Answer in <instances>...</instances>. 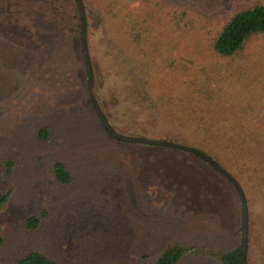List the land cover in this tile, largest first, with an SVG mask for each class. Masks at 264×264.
<instances>
[{
  "label": "rangeland",
  "instance_id": "1",
  "mask_svg": "<svg viewBox=\"0 0 264 264\" xmlns=\"http://www.w3.org/2000/svg\"><path fill=\"white\" fill-rule=\"evenodd\" d=\"M256 1L264 3H83L97 102L118 134L139 137L123 130L133 118L139 133L171 134L197 149L196 125L247 129L238 141H251L255 160L237 162L232 150H221V161L208 156L243 190L249 264H264V186L254 194L246 173L264 162V35L231 59L212 51L230 17ZM5 159L16 162L13 173ZM58 162L72 173L70 186L53 179ZM0 192L8 195L0 264L32 250L57 264H156L176 244L207 253L242 243L241 198L225 176L191 153L106 134L90 101L74 0H0ZM43 211L48 219L28 231ZM179 264L221 263L188 255Z\"/></svg>",
  "mask_w": 264,
  "mask_h": 264
},
{
  "label": "trees",
  "instance_id": "2",
  "mask_svg": "<svg viewBox=\"0 0 264 264\" xmlns=\"http://www.w3.org/2000/svg\"><path fill=\"white\" fill-rule=\"evenodd\" d=\"M127 1L139 2L143 0ZM260 35H264V3L256 1L252 4H244L230 17L228 22L219 31L218 35L212 42V51L217 57L221 59H231L239 56V54L244 51L248 43ZM172 112L173 110H171V113ZM129 121L131 123L125 124L123 127L124 132L127 134L136 135L141 138L147 137L151 139H166L174 141L171 134L167 137L164 136V138H161V136L154 134L139 133L136 131V126H134L137 124V121L133 118L129 119ZM102 127L106 134L111 139H114L110 132L103 125ZM246 132L247 129H245L244 126H236L235 128L222 133L220 128L216 131L212 125L199 124L195 126V133L197 134L198 140L196 138L193 140V147H196L199 149V151L206 155L219 159V161H221L223 158V151L232 150V154L235 156L237 162H252V160H255L256 155L260 154H258L257 150L254 149L251 141L250 143L245 141L242 145H240L238 141L239 138ZM39 137L43 141L48 140L50 138L49 129L45 128L40 131ZM221 150L223 151L221 152ZM260 163L261 165H256L253 171L252 168L248 171L246 170V173L250 176L248 182L251 183L252 188L255 190L254 194H256L257 191H259L264 186V162L260 160ZM2 166L8 173H13L16 170V162L12 159H5L2 162ZM258 169L262 174L261 176H259V174L257 175ZM51 173L55 182L60 186H70L73 182V175L64 163H55L52 166ZM7 201L8 195L3 196V201L0 204V213ZM48 216V212L43 211L41 216L31 218L26 224V229L28 231H35L39 229L44 220L48 219ZM3 244L4 238L0 228V248L3 246ZM188 255H193L196 257H213L221 264H243L244 252L242 243L234 245L228 250L207 253H203L200 250L195 249L193 246L176 244L162 251L156 259V264H179ZM247 262L249 264L248 256ZM16 264H57V262H55V260H53L44 251L32 250L26 253L20 260H18Z\"/></svg>",
  "mask_w": 264,
  "mask_h": 264
},
{
  "label": "water",
  "instance_id": "3",
  "mask_svg": "<svg viewBox=\"0 0 264 264\" xmlns=\"http://www.w3.org/2000/svg\"><path fill=\"white\" fill-rule=\"evenodd\" d=\"M81 20V38H82V51L84 54L86 67L88 71V83H89V96L90 101L92 103V106L102 123V125L110 132L111 136L122 143L126 144H135V145H144V146H153V147H159V148H170V149H176L180 150L182 152H188L193 155H196L197 157L201 158L205 162H207L212 168L217 170L220 174L225 176L229 181L233 183V185L238 190V193L241 198V205H242V245H243V264H248L247 262V256H248V245H249V210L248 205L246 201V197L244 195L243 190L241 189L240 185L237 183V181L225 170L223 169L215 160H213L208 155L202 153L201 151L194 149L192 147L180 145L175 142L171 141H158V140H151V139H145V138H139V137H129L125 135L118 134L107 118L105 117L104 113L102 112L96 98L95 94V86H94V76H93V68L91 65V59L89 55V48H88V39H87V17H86V11L85 6L83 3V0H74ZM3 201V196L0 192V204Z\"/></svg>",
  "mask_w": 264,
  "mask_h": 264
}]
</instances>
